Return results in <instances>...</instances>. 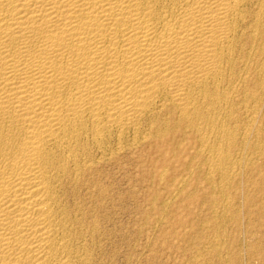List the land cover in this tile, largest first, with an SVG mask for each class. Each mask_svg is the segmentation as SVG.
I'll use <instances>...</instances> for the list:
<instances>
[{
	"label": "bare ground",
	"instance_id": "obj_1",
	"mask_svg": "<svg viewBox=\"0 0 264 264\" xmlns=\"http://www.w3.org/2000/svg\"><path fill=\"white\" fill-rule=\"evenodd\" d=\"M123 157L157 164L135 171L173 181L172 201L193 174L223 196L264 174V0H0V264H116ZM260 176L244 186L261 201L244 200L264 212ZM226 200L214 231L234 218ZM257 236L241 251L264 263ZM228 253L221 264H240Z\"/></svg>",
	"mask_w": 264,
	"mask_h": 264
},
{
	"label": "rangeland",
	"instance_id": "obj_2",
	"mask_svg": "<svg viewBox=\"0 0 264 264\" xmlns=\"http://www.w3.org/2000/svg\"><path fill=\"white\" fill-rule=\"evenodd\" d=\"M236 151L237 150H235L234 154L232 155L233 159L236 158L235 155H237V153H238ZM248 151L251 152L252 150L247 149L245 154H247ZM250 152H248V153L250 154ZM154 160H156V159H154ZM151 162L152 163L144 162L142 164H139V163L134 162V160H132L130 157H123L119 160V166H121V168L120 169L117 168L116 174H114L113 171L111 170L113 178L110 179V184L112 185V187H114L115 190H113V191L115 192V195H116V203H115L116 206H115V211H114V215H113L114 216V223H113L114 229L116 228L117 233H118L116 235L117 237H116V247H115L116 248L115 250L118 249L117 250L118 260H117L116 264H124L125 261H126V263L128 262L127 264L130 263L129 261H131L130 264H193L191 262H194V260L196 261L198 259V257H199L198 260H201L200 259L201 257L203 259L206 256L208 258L204 259V261L205 260L208 261L209 258L212 260V262L209 260L208 264H221V262H220V258L222 255L221 252H223L224 255H222V256L224 258L226 257L227 252H229L227 255H233V254L239 255V257H240L239 260L241 259L239 261L240 264L241 263L242 264H259V263L264 264L258 258L253 257L252 259H250L248 257V255L245 254L246 253L245 251L254 242L257 243V241H258L257 235L261 234L262 232L264 234V225L258 222V220L261 221L264 219V212H262V211L257 212L259 207L256 204L249 206V207H251V209H250L245 204V200H244L246 195H250V196L257 197L261 201V197H260L261 195L255 194V192L252 191L251 188H247L246 185L244 186V183L246 184L247 180L249 178L251 180H255V179H257V177H261L260 175H262V177L264 179V174H261V172H259V171L256 172L257 175L252 174V173L250 174V173L246 172V174L241 173L242 176L241 175L237 176V177L243 178V180L238 179L236 177L235 179H233L234 180V182H233V180L231 179L230 180V187H229V189H227V191L228 190L230 191L229 196H227V195L223 196V194L220 195L221 193L219 191H217L216 189L210 191L209 185L205 186L206 183L204 182L202 176L201 175L198 176L197 174H193L191 179L188 181L189 185H186L185 188L182 190L181 195L178 198H176L175 200L173 199V201H172V200H170V195L168 193L164 192L163 188L172 184L173 181L166 180L163 183H157L156 181L151 180L148 177L139 176L137 174V172L135 171V167L138 165L139 166L142 165L143 168L145 169V171L153 170L157 166V164L153 163V161H151ZM262 164H264V160H263V162H259L257 166L262 165ZM244 174L246 176L243 177ZM195 178H197V180H195ZM244 178H245V180H244ZM150 180H151V182H150ZM216 181H217V183H216V185H217L218 180L216 179ZM238 181H241L239 183L243 184V186L240 185L238 183ZM231 183H232V185H231ZM234 183H235V186H234ZM237 183L240 186H242V190H240L241 187ZM239 187H240V189H239ZM247 190H248V192H247ZM241 191L244 193V195H242L243 193ZM212 193H214V195H211ZM234 193H235V196H234ZM245 193H247V194H245ZM191 194H192V196H191ZM185 196H187V197H185ZM238 196H239V198H238ZM231 197H233L232 199H235V200H233L235 205H236V203H238L237 207L236 206H233V207H236L237 209L240 208L239 210L243 214L237 213V215H238L237 216L235 214L236 208H234V215H233L234 218H230L229 220L224 221V223H220L221 224L220 230H219V226L217 225L219 223L216 224V226H218L217 231L223 232L225 230V232H224L226 234L225 237H228V238H225V241H227L226 246L221 247V249L225 248L224 250L222 249L223 251L220 248H219L220 251L218 248L215 249V252H214L215 256H217V253L220 256V258L218 259L219 256H217V258H216L213 255V257H212L211 255H209L207 253L205 254V251H203L205 249L203 246L206 245L205 242L210 237H213L212 239H214L215 237H217L215 234L219 233L216 231V229L214 231V228H210V225L212 223L210 225L208 224L209 221H211L209 219V217H210V215L215 216L216 214H217L216 216H218L219 213L221 212L220 209H222L223 201L224 202L227 201L226 198H228L230 200ZM222 198H223V200H222ZM237 198H238V201H237ZM153 199L155 200L153 206L152 207L148 206V203H149L148 201H150V200L153 201ZM205 201H206V203H205ZM240 201L242 202L241 204L239 203ZM212 202L214 205L213 209H215V210L212 209ZM210 203H211V205H210ZM215 203H217V204H215ZM256 203L259 204V202H256ZM262 204H264V203H262ZM164 205H166V206L164 207ZM167 205H168V207H167ZM240 206H242V208ZM216 210H217V212H216ZM247 210H248V212H247ZM240 211L237 210V212H240ZM236 216H237V219L239 221L235 218ZM144 218H148V222L144 221ZM176 220H181L182 222L177 223ZM230 220L231 221L234 220L235 222H231ZM204 221H206V222L208 221L206 223V226H205V224H203V223H205ZM229 221H230V224H228L229 225V227H228V225L226 223H228ZM240 221H242V222H240ZM231 223H233V224H231ZM201 224L203 225V227ZM207 224H208V227H207ZM240 224H242V225H240ZM245 225H247L246 228H244ZM253 225H254V228H253ZM153 226H154V230H153ZM239 227H240V229H239ZM138 228L141 229L140 230L141 234L139 233ZM205 228H206V230H205ZM222 228H224V229H222ZM207 229H209V230H207ZM244 229H245V231H244ZM246 229H247V231H246ZM240 230H242V231L240 232ZM248 230H250V231L248 232ZM207 231H209L211 233H209ZM182 233H186L184 238H177L176 237L177 235H180ZM206 233L209 235L211 234V236H209V235H208L209 237L206 236L207 235ZM252 233H253V235H252ZM126 234L128 235L127 236L128 238L126 237ZM212 234H213V236H212ZM202 235L203 236L205 235L206 238H204L205 236L203 237ZM198 237L201 238L202 241L200 239H198ZM246 239H247V241H246ZM190 240L193 241L194 243H192ZM214 240L216 241V245H218L220 242L219 238L214 239ZM233 241H234V243H233ZM201 242H204L203 245H201L202 244ZM134 243H136V244H134ZM133 244H134V246H133ZM188 244L190 245V247ZM240 244H242L243 246L241 247ZM260 244L262 247H264V243H260ZM197 245H199V246H197ZM117 246H119V247H117ZM125 246H127V247H125ZM132 246H133V248H132ZM146 246H149V247H146ZM201 248H203L202 251H200ZM244 249H245V251H244ZM196 250H197V252L199 250V252L201 254H198V255H201V256H198V257L193 256L194 253H195V255L197 254ZM236 250H239V251L237 252ZM241 250H243L245 253L242 252ZM218 251L221 253V255L219 254ZM240 252H242L243 254ZM202 255H204L205 257H203ZM208 255L211 257H209ZM242 256H244V257H242ZM129 257L131 260L129 259ZM194 257H197V259ZM212 258H214V259H212ZM243 259L245 260V262ZM194 264H195V262H194ZM205 264H207L206 261H205Z\"/></svg>",
	"mask_w": 264,
	"mask_h": 264
}]
</instances>
